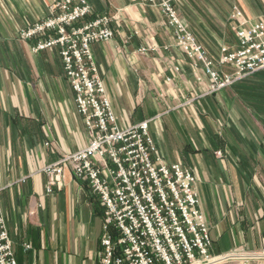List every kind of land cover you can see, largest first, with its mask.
<instances>
[{"label": "crops", "instance_id": "obj_1", "mask_svg": "<svg viewBox=\"0 0 264 264\" xmlns=\"http://www.w3.org/2000/svg\"><path fill=\"white\" fill-rule=\"evenodd\" d=\"M54 1L0 0V214L17 264H99L104 211L98 196L68 166L61 188L46 191L45 167L89 140L59 49L35 53V40L17 36L46 16ZM87 1L94 16L116 18L109 25L113 38L91 48L117 125L148 121L161 158L194 173L213 256L241 249L259 256L249 264H264V83L244 78L208 94L209 78L192 68L166 20L149 5ZM233 6L249 22L264 18V0H235ZM181 18L214 69L232 73L218 58L223 47L237 48L235 33L233 45L217 49L200 40L190 19ZM149 42L157 50L139 54Z\"/></svg>", "mask_w": 264, "mask_h": 264}, {"label": "built area", "instance_id": "obj_2", "mask_svg": "<svg viewBox=\"0 0 264 264\" xmlns=\"http://www.w3.org/2000/svg\"><path fill=\"white\" fill-rule=\"evenodd\" d=\"M139 1L166 19L175 45L194 70L200 69L209 78L208 94L219 93L264 69V18L249 22L232 7L229 20L237 48L230 52L223 47L218 58L220 65L232 68L227 74L214 69L205 49L179 16V0ZM114 19L115 15L94 16L87 0H56L40 21L17 32L21 41H36L31 47L35 53L59 49L64 77L89 137L86 147L45 167L46 191L61 188L63 167L68 166L73 176L85 180L98 196L104 211L99 264H222L226 260L249 264L259 256L241 249L225 256L209 252L212 241L199 208L197 178L183 164H169L161 158L149 134V122L127 128L117 125L91 48L113 38L109 25ZM156 50L149 42L138 53ZM0 264H17L2 214Z\"/></svg>", "mask_w": 264, "mask_h": 264}, {"label": "rangeland", "instance_id": "obj_3", "mask_svg": "<svg viewBox=\"0 0 264 264\" xmlns=\"http://www.w3.org/2000/svg\"><path fill=\"white\" fill-rule=\"evenodd\" d=\"M179 1L180 2L178 3V13H180L181 16H183L188 23L190 19L191 23L189 24L193 26L192 28H194V30H197V34L199 35V37H201L200 40L217 49L220 48V45L223 44L224 46L233 45V33L235 32L230 27L229 22L226 21V18L228 15L227 13L232 8V5L235 3V0H189L190 3H187V1L185 0ZM189 4L192 7H189V9L187 10L186 7L187 5L189 6ZM151 8L154 9L157 14L161 16L157 9L153 7ZM231 29L233 32L231 31ZM153 35L154 32H147V36H149V38L151 37L152 39ZM200 43L201 45H203L202 42ZM245 80L253 81L252 83H264V69L250 74L248 77H246Z\"/></svg>", "mask_w": 264, "mask_h": 264}]
</instances>
